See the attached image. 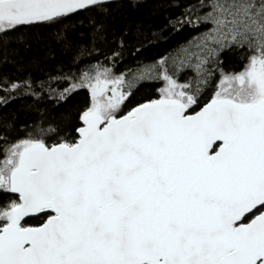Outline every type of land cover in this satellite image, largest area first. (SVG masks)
Returning a JSON list of instances; mask_svg holds the SVG:
<instances>
[{
  "label": "snow or ice",
  "instance_id": "obj_1",
  "mask_svg": "<svg viewBox=\"0 0 264 264\" xmlns=\"http://www.w3.org/2000/svg\"><path fill=\"white\" fill-rule=\"evenodd\" d=\"M0 264H264V0H0Z\"/></svg>",
  "mask_w": 264,
  "mask_h": 264
},
{
  "label": "trees",
  "instance_id": "obj_2",
  "mask_svg": "<svg viewBox=\"0 0 264 264\" xmlns=\"http://www.w3.org/2000/svg\"><path fill=\"white\" fill-rule=\"evenodd\" d=\"M141 11H145V10H141Z\"/></svg>",
  "mask_w": 264,
  "mask_h": 264
}]
</instances>
